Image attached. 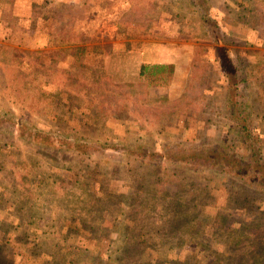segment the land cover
<instances>
[{"label": "rangeland", "instance_id": "rangeland-1", "mask_svg": "<svg viewBox=\"0 0 264 264\" xmlns=\"http://www.w3.org/2000/svg\"><path fill=\"white\" fill-rule=\"evenodd\" d=\"M197 1L0 0V264H264V186L185 159L249 162L229 59L264 174V0Z\"/></svg>", "mask_w": 264, "mask_h": 264}, {"label": "trees", "instance_id": "trees-1", "mask_svg": "<svg viewBox=\"0 0 264 264\" xmlns=\"http://www.w3.org/2000/svg\"><path fill=\"white\" fill-rule=\"evenodd\" d=\"M197 2L201 6L206 3H203V0H198ZM202 11L203 16L205 17L206 12L204 10ZM248 64L247 66L245 65V69H236V66H232L231 60L228 59V61H225V63H223V65L221 64V66L224 68V80L229 83V87H225L227 91L224 107L228 117L233 120L231 122L244 137V144L247 150L249 162H244L242 158L234 155L233 153H229L222 147L212 149V147L209 146L194 148L187 154L185 159L188 161L193 159L194 161H198L208 167H210V165L211 167H220L223 168L224 171L227 169L234 176L238 177V179H241L249 185L254 184L256 186H264V174H261L259 171L260 169H263V167L260 166L258 162V160L261 159L259 152L261 150L262 142L260 135L255 132L256 129L252 125L253 120L249 118L253 110L250 105L247 104V96H249V91L247 92V90L251 85L250 76L252 75V72L250 74L248 73V67H250V64ZM231 66L233 69H231L229 73L228 70ZM164 68V65H142L140 67V74L144 75L148 71H150V74H155ZM236 73L239 74L237 75ZM241 89L242 92H239ZM236 97L238 99L241 98V100L244 97L247 99H245V102L241 100L238 101ZM249 108L252 111L249 110ZM229 140L232 142L231 137Z\"/></svg>", "mask_w": 264, "mask_h": 264}]
</instances>
